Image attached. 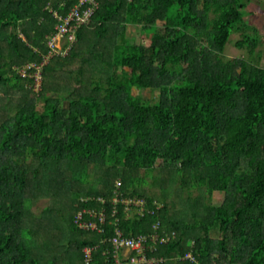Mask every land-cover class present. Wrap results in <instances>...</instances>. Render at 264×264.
I'll use <instances>...</instances> for the list:
<instances>
[{
	"label": "trees",
	"instance_id": "obj_1",
	"mask_svg": "<svg viewBox=\"0 0 264 264\" xmlns=\"http://www.w3.org/2000/svg\"><path fill=\"white\" fill-rule=\"evenodd\" d=\"M97 1L90 19L95 20V40L86 49L91 58L82 60L106 73V81L91 80V92L69 98L66 110L61 104L65 96L44 91L0 123V264H57L55 256L45 261L43 252L32 253L34 246L36 250L41 246L36 237L39 227L22 228V205L33 172L40 175V195H53L60 185L57 180L71 183L47 171L63 160L84 169L89 161L107 165V187L120 170L152 171L161 160L172 168L173 176L178 174L183 187L188 183L204 187L209 196L224 192L221 203L205 206V216L197 217L194 209V222L170 221L178 236L169 233L166 242L146 250L147 257L167 261L180 257L186 264H264V67L241 59L234 70L221 58L233 32L242 34L235 42L238 48L257 41L256 34L248 32L255 27L245 21L248 0ZM74 2L54 0L50 6L51 0H0V41L5 40L16 57L5 61L0 51L1 88L23 87L21 80L28 75H20L12 62L18 67L39 63L48 50L44 40L54 32L53 12L65 14ZM165 19V24L157 23ZM128 25L139 26L138 40L126 35ZM83 28L77 30L75 43L85 39ZM101 38L110 45L107 58L94 50ZM80 52L72 47L66 57ZM210 53L215 56L212 63ZM64 64L58 59L47 63L42 73L50 75ZM27 71L34 73L35 68ZM80 74L79 69L76 86ZM134 87L159 90L160 95L151 101L134 94ZM40 101L42 106L37 107ZM114 188L72 190L78 198L71 205L75 214L81 209L98 211L101 197L107 221L103 232L83 230L74 224L73 214L74 230L67 243L60 244L68 254L62 264H82L86 245H96L92 264H113L107 239L115 227ZM120 191L124 197L143 198L153 209L127 217L119 202L116 216L125 234H150L155 222L159 235L166 234L165 206L158 207L139 188L123 186ZM187 229L195 232L193 237L186 238ZM213 230L221 236L213 238ZM69 242L75 243L72 254ZM187 253L193 259L185 258Z\"/></svg>",
	"mask_w": 264,
	"mask_h": 264
},
{
	"label": "rangeland",
	"instance_id": "obj_2",
	"mask_svg": "<svg viewBox=\"0 0 264 264\" xmlns=\"http://www.w3.org/2000/svg\"><path fill=\"white\" fill-rule=\"evenodd\" d=\"M53 2L54 0H51V3H49L50 6H52ZM167 21V19L158 20L157 23L165 24ZM245 21L249 25L255 27V30L250 29L248 32L256 34V43L250 41L248 46L238 48L235 42L242 38V34L241 32H233L221 54L222 60L229 63L234 70L239 69V61L241 59L246 60L249 64L264 67V0H248ZM45 24L46 20L43 22V27ZM94 24L95 20L84 26L83 32L85 39L80 43L76 42L73 46L74 49L81 51L79 53L80 55L68 58L66 57V52H52L50 54V59H47V55H49L48 50L45 54L43 53L41 55L40 60L42 61L44 59L45 64H53L57 59L65 63L62 65L63 67H58L50 75L46 76L42 73V66H40L37 71L35 70L34 73H31L27 71L30 69H27V66L30 64L18 67L15 62H12V67L16 69L20 75L24 76V74H26L28 76L27 80H21V84L23 85L21 88L7 90L0 87V123L8 119L22 105L30 103L34 97L44 91L50 96H58V98H63V96H65L61 104L62 108L64 107L66 110L69 106V98H76L78 95H87L91 92V80L100 78L103 82L106 81V73L93 70V64H87V62H83L82 60L84 57L91 58V54L86 51V49H89L88 45L95 40V34L93 32V28H95V26H93ZM126 35L138 40L140 36L139 26L128 25L126 28ZM19 36L22 35L20 34ZM22 38L24 39L23 36ZM47 40L48 36L44 40V45H46L44 48H48ZM104 40L105 39L101 38L95 45L94 50L103 52V58H107L110 55V45L105 43ZM205 42H207V40H205ZM0 45V51L4 54L3 60L9 61L10 57L16 60V57L10 53V47L5 40H1ZM34 50H39V48H35ZM42 50L43 47H41L39 51ZM208 61L209 63L215 61L214 53L209 54ZM31 64H34V62ZM95 64L99 65L100 61H97ZM79 69L81 70V82L76 86L75 78L77 77ZM30 76H33L32 80L29 79ZM133 93L151 101L157 100L160 95L159 90H153L149 87H134ZM36 106H42V102H38ZM32 160L33 158H29L28 162L30 163ZM32 167L33 165L30 164L29 169L31 170ZM42 171H44V168ZM47 171H51V174H57L59 178H61V176L63 179L68 178L71 183L68 184L66 180H62L61 183H58L59 180H57L56 185H60L53 195H40V184L37 181L40 175H34L33 172L32 176L34 177H29L28 179L27 196L24 198L22 205V228L39 227V234L36 237H38V243L41 244V246L39 250H36L34 246V251L31 249L32 253L34 254L39 251L43 252V260L45 261L55 256L57 264H62L61 259L68 256L66 250L60 246V244L63 242L67 243L69 233L74 230V226L70 223V217L75 214L73 212L74 206L71 207V205L76 204L78 198L74 196L72 190L86 193V191L92 190V188L95 187L99 191H106L109 186L114 187L117 184L116 182H121L120 185H118L119 187L127 186L128 188H139L144 194L151 196L158 207H166L164 213L169 221L167 220L164 223L162 229H164L167 236H169V233L173 234L176 232L171 228L170 221L176 220L178 225L192 223L194 222V216L192 215L194 209L196 212L198 211L197 214L199 215H197V217L200 218L207 214V211L204 209L205 206L217 205L222 202L224 197V192L222 191H214L212 195L209 196L204 187H192L189 183L187 187H183L178 174L173 176L172 168L163 165L161 160L156 162L152 171L148 169L149 172L141 168L134 169L131 172L128 168L120 170L116 176H111L110 185L108 187L105 185L108 174L107 165H100V167H98L92 161H89L87 169H84L77 165L74 166L73 162L63 160L59 163L58 168H49ZM186 179L189 180L188 174H186ZM34 185L37 189H35ZM133 199L135 200H133L131 204H127L126 216H142L143 214L140 213V211L142 212L143 203L138 200L141 199V197H133ZM137 205H140V209H138ZM37 219L39 221H37ZM36 221L38 223H36ZM154 225L155 227H152V233L156 235L154 230H158L159 227L157 228V222H155ZM177 233L179 232L177 231L174 233L176 237L178 236ZM184 233L186 238H188L189 236L193 237L195 232H192V229H187ZM219 236L221 235L217 230L212 231L213 238ZM69 249L72 254L76 249L74 242H69ZM150 249H152V246ZM79 254H81V250H79ZM170 259L167 261L163 257H148L147 262L157 264L158 261H164V264H186L185 260L180 257H173V259Z\"/></svg>",
	"mask_w": 264,
	"mask_h": 264
},
{
	"label": "built area",
	"instance_id": "obj_3",
	"mask_svg": "<svg viewBox=\"0 0 264 264\" xmlns=\"http://www.w3.org/2000/svg\"><path fill=\"white\" fill-rule=\"evenodd\" d=\"M97 8V0H75V2L70 6L65 14L59 13L58 11L53 12L56 23L54 25V32L48 36L47 46L49 55H47V59H50V54L52 52L67 53L70 51L76 41L77 30L88 25ZM44 62L45 60L43 59L40 63L28 65L27 68L34 67L37 71L40 66L45 65ZM116 183L114 195L111 199L113 204L111 215L114 217L112 222H114L115 227L112 235L107 239V241L112 246L113 264L148 263L146 250L155 249L157 242H166L169 236L166 234L164 236L159 235V233H157L158 230H154L156 235H154L152 232L150 234H125L118 226L119 218L116 216L118 212L117 204L121 202L124 205V212H126L127 204H131L135 199L124 197L120 191V187L118 186L121 182ZM98 200L101 202L98 211L96 209H81L74 215L73 222L78 228L97 232L104 231V224L107 221V215L105 211L106 203L104 198L98 197ZM138 200L143 203L142 212L140 211V213L144 215L145 212H153V209H149L147 207L146 201L143 198ZM137 206L138 209H140V205ZM85 214L88 215L87 218H85ZM157 223L158 228L159 222ZM152 227H155L154 223ZM151 246L152 249H150ZM95 248L96 245H86L82 248V264H92L93 251ZM107 252L109 251H104L103 254H106ZM188 257L193 259L190 253L185 255V258ZM148 264L154 263L150 262Z\"/></svg>",
	"mask_w": 264,
	"mask_h": 264
}]
</instances>
